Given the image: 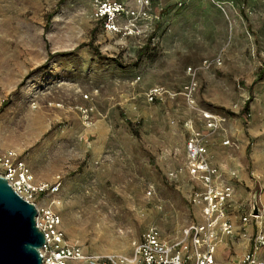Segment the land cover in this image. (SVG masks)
<instances>
[{"label":"rangeland","instance_id":"1","mask_svg":"<svg viewBox=\"0 0 264 264\" xmlns=\"http://www.w3.org/2000/svg\"><path fill=\"white\" fill-rule=\"evenodd\" d=\"M57 2L0 0V152L15 151L35 182L59 184L36 202L58 200L65 241L131 255L148 227L171 239L200 221L191 134L233 186L235 226L250 231L239 217L254 194L264 216V0H151L136 35L107 30L94 0ZM152 86L171 94L150 101ZM203 111L224 120L209 128ZM247 248L238 236L216 262Z\"/></svg>","mask_w":264,"mask_h":264},{"label":"built area","instance_id":"2","mask_svg":"<svg viewBox=\"0 0 264 264\" xmlns=\"http://www.w3.org/2000/svg\"><path fill=\"white\" fill-rule=\"evenodd\" d=\"M94 2L95 16L102 19L104 27L126 35L139 33L136 17H146L151 4V0H132L131 4L123 0ZM215 63L219 64L220 60L217 59ZM196 87L194 80L184 85L185 98L191 104L194 103ZM164 94L171 93L160 86H152L146 92V97L152 101L161 99ZM82 113L88 117V108H82ZM202 116L209 128H214L224 120L209 111H203ZM186 152L189 173L199 179L202 187L194 189L191 194V200L200 206L201 220L188 223L179 235L171 239L162 237L156 228L148 227L131 240V255L95 254L83 251L77 244L67 243L61 228V218L54 210L58 200L52 199L47 205L36 202L37 196L56 192L59 184L35 182L29 167L15 151L6 149L0 152V175L21 197L36 206L35 224L44 235V243L39 247L40 264H217L215 254L218 246L223 243L228 245L238 236L248 241V248L233 264H264L261 255L264 247L263 209L258 205L259 212L253 214L251 203L239 219L242 225L250 222L252 229L247 231L244 226L237 228L228 209L233 197V186L223 181L217 168L210 165L206 148L195 134L188 136ZM239 209L244 208L236 207V210Z\"/></svg>","mask_w":264,"mask_h":264},{"label":"water","instance_id":"3","mask_svg":"<svg viewBox=\"0 0 264 264\" xmlns=\"http://www.w3.org/2000/svg\"><path fill=\"white\" fill-rule=\"evenodd\" d=\"M252 213L259 207L253 195ZM34 203L21 197L0 175V264H40L44 235L35 224Z\"/></svg>","mask_w":264,"mask_h":264},{"label":"bare ground","instance_id":"4","mask_svg":"<svg viewBox=\"0 0 264 264\" xmlns=\"http://www.w3.org/2000/svg\"><path fill=\"white\" fill-rule=\"evenodd\" d=\"M59 105V104H58ZM93 198V197H92ZM88 199V198H87ZM108 199V198H107ZM109 200V199H108ZM106 201V200H105ZM84 203H86L85 201H84ZM101 203V202H100ZM93 204H95V203H93ZM106 204H108V203H106ZM86 205V204H85ZM109 205V204H108ZM108 205H106V206H108ZM77 208V207H76ZM86 208V207H85ZM101 208V207H100ZM86 209H88V207L86 208ZM77 210V209H76ZM85 210V209H84ZM105 210V209H104ZM78 211V210H77ZM92 211V210H91ZM97 211V210H96ZM99 211V210H98ZM80 213V212H79ZM87 213V212H86ZM102 213V212H101ZM78 214V213H77ZM89 214V213H88ZM95 214V213H94ZM97 215H99L98 213H97ZM79 216V215H78ZM85 216V215H84ZM99 217V216H98ZM97 217V218H98ZM76 219H77V217H76ZM88 219V218H87ZM86 219V220H87ZM81 220V219H80ZM81 222V221H80ZM93 222V221H92Z\"/></svg>","mask_w":264,"mask_h":264},{"label":"trees","instance_id":"5","mask_svg":"<svg viewBox=\"0 0 264 264\" xmlns=\"http://www.w3.org/2000/svg\"><path fill=\"white\" fill-rule=\"evenodd\" d=\"M63 0H58V2H57V4H56V7H58L59 6V4L62 2ZM47 27V25L45 26V28ZM82 45H84V44H82ZM142 48H144V46L142 47Z\"/></svg>","mask_w":264,"mask_h":264}]
</instances>
